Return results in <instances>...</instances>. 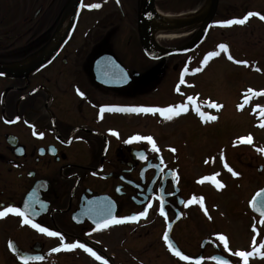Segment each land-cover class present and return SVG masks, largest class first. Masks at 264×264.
<instances>
[{"label":"flooded vegetation","instance_id":"obj_1","mask_svg":"<svg viewBox=\"0 0 264 264\" xmlns=\"http://www.w3.org/2000/svg\"><path fill=\"white\" fill-rule=\"evenodd\" d=\"M77 1L0 0V71L7 72H0V210L19 207L34 222L64 237L63 241L49 237L24 224L22 217L9 214L0 218V264H24V258L28 264H102L83 249L63 250V243L76 242L108 264H218L220 260L243 264L235 253L253 251L254 239L256 248L264 243L262 217L251 205L257 192L264 190V152H253L262 163L252 172L251 163L243 162V147L211 157L192 146L197 128L211 131L221 115L204 106L201 111L217 119L202 121L194 104L176 95L184 83L181 77L189 76L185 69L189 71L191 59L186 57L200 46L165 61L152 60L139 38L148 0H80L78 6ZM162 1L154 0L153 18L190 20L181 27H196L188 42L202 29L199 22L212 4V0ZM91 4L100 7H88ZM263 5L264 0H218L209 32L227 29L215 28L216 18L225 22L243 19L249 12L264 15L259 9ZM254 21L264 25V20L253 16L240 28L254 32L256 28L249 29ZM76 36H81V43L75 42ZM175 57L183 59L170 67ZM39 62L44 65L36 72L17 73ZM153 85L166 92L165 103L150 99ZM181 104L188 111L171 120L160 113L100 111ZM139 117L147 127L159 130L162 125V130H136ZM113 131L119 135H112ZM137 135L152 137L159 151L153 152L147 141L126 143ZM205 177H215L223 187ZM193 197V203L187 204ZM25 203L29 208H24ZM144 211L147 216L136 221L97 227L110 217ZM166 233L189 260L169 249ZM220 235L227 238V249ZM57 247L61 251H52ZM37 256L43 259L36 260ZM248 264H264V256L255 254Z\"/></svg>","mask_w":264,"mask_h":264},{"label":"rangeland","instance_id":"obj_2","mask_svg":"<svg viewBox=\"0 0 264 264\" xmlns=\"http://www.w3.org/2000/svg\"><path fill=\"white\" fill-rule=\"evenodd\" d=\"M164 1L161 3H164ZM157 8L159 15H162V8ZM259 9L264 11V5ZM175 19L183 20L181 18ZM217 19L214 24L215 28L221 26L222 23V20ZM254 23V26L249 28H256V30H253L254 32L241 29L240 25L227 26L225 31L215 29V31L209 32L199 49L186 57L191 59L188 71L189 76L184 80L182 88L176 93L177 97L181 98L182 101L184 99L187 101L188 97H193L195 104L200 105L201 109L204 106L211 108L208 106L209 103L222 105L220 109L211 108L214 113L218 111L221 113V115H218L220 117L219 122L211 126L214 136H212L210 129L208 131L204 128H197V134L199 133L197 140H194L193 137L191 138L194 141L192 146L194 148L198 146L200 155L205 156L208 154L211 157H218L226 155L225 152L230 154L233 148L243 147L241 148L243 149V162L251 163L252 168L248 171L252 172L259 163H262L255 157L253 152H256V149L259 151L264 150V126H261L264 125V115L261 114V110H264V95H254V93L264 92V25H260L256 21ZM203 24V21L199 22V27ZM179 26L156 32L153 35V45L156 48L165 50L180 46L182 43L187 44L188 39L192 37L189 33L193 32L196 27L193 26L189 29L181 30L182 26ZM220 33L223 35H220ZM250 33L254 34L250 35ZM161 35H175L178 37L175 39H163L160 38ZM180 35L182 36L180 37ZM75 42L81 43V36H76ZM93 42L89 41L88 43ZM221 44L227 45V52L220 50L219 45ZM214 51L220 54L209 58L208 63L204 64L205 57ZM229 55L232 56V60L228 59ZM181 59L183 58L175 57L170 59L169 66L171 67ZM235 61H247L248 63L245 65ZM197 68L202 70L196 72ZM176 75L179 76L178 72ZM170 76L171 71L168 72L165 80ZM157 85L152 86L155 87L153 88L155 91H151L150 99L154 102L157 101V103H165L166 92L160 89L159 86L157 87ZM249 89L253 91L249 92ZM171 91H173V88ZM241 104L244 105L243 108L239 107ZM126 119L129 122L134 121L129 117ZM135 123V129L143 133L154 131L159 133L162 130L161 128H163L162 125L157 126L159 130H154L155 126L147 127L143 117H139ZM200 134L205 135L204 139H202ZM248 136L252 137L251 143L242 139ZM260 153L262 154V151Z\"/></svg>","mask_w":264,"mask_h":264},{"label":"snow or ice","instance_id":"obj_3","mask_svg":"<svg viewBox=\"0 0 264 264\" xmlns=\"http://www.w3.org/2000/svg\"><path fill=\"white\" fill-rule=\"evenodd\" d=\"M88 7H90V8H99L100 5L99 4H91V5H88ZM253 16H258L261 20H264V15H261L260 13H256V12H249L243 19L228 20V21L222 22L221 23V26L227 27V26H232V25H242V24L246 23V21L249 19V17H253ZM219 48H220V50H222L224 52H227L228 51V47L225 44L219 45ZM219 54L220 53L219 52H216V51L210 52L208 54V56L205 57L203 63L204 64H207L209 58L216 57ZM228 59L229 60H232L233 58H232L231 55H229L228 56ZM235 62L236 63H243L245 65L248 63L247 61H235ZM201 70L202 69L197 68L195 71L196 72H199ZM187 72H188V70L185 69V74H187ZM183 82H184L183 77H181V83H183ZM248 91L249 92H252L253 90L252 89H249ZM81 95H83V94L81 93ZM254 95H264V92L254 93ZM188 101H189V103H193L194 104L195 111L200 116V118H201L202 121L207 122V121H213V120H216L217 119V117L212 116V115H207L203 111H201L200 105L195 104L193 97H188ZM245 102H247V101H245ZM208 106L211 107V108H215V109H220L222 107V105L215 104V103H209ZM243 106L244 105L241 104L239 107L240 108H243ZM100 111H101V114H103L106 111L107 112H129V113H153V114L160 113L165 119L171 120V119H173L174 116H179L181 113L187 112L188 111V106L186 104H181V105H178V106H169L167 108H149V107H129V108H122V107H108V108H102ZM261 114L264 115V110H261ZM261 126H264V125H261ZM112 135L118 136L119 134L117 132L113 131L112 132ZM40 136L42 137L43 134L41 133ZM242 139L246 140V142H248V143H251L252 142V137L251 136H248L247 138H242ZM136 141H147L152 146V151L153 152H158L159 151V149L157 148V146L155 144V141L150 136L149 137H143V136H139V135L133 136L129 140H127L126 143L131 144V143L136 142ZM172 151L174 152L175 149H172ZM260 151H264V150H260ZM142 158H144V157H142ZM225 167L228 168V171L229 172H232V174L234 176L238 175L230 167H228L227 164H225ZM175 178L178 180V177H175ZM204 179L205 180H211L212 183H214L217 186V188H222L223 187V185L218 180H216L215 177H205ZM200 182L203 183L204 181L201 180ZM260 197H264V191L257 192L256 197H254L253 200L251 201V205H252L253 209L255 211L259 212L260 216L262 217L260 223L261 224H264V203H260V204L257 203V201H258V199ZM195 199L196 198L193 197V199L192 200H189L187 202V204L193 203V201ZM40 203H41V207H43L44 206L43 203L42 202H40ZM199 203H200V206L201 207L204 206V204H203V197H201L199 199ZM150 206L151 205H149V207ZM24 208L25 209L29 208V205L27 203H25ZM160 212H161L162 215L164 214L163 206H161ZM9 214H14L16 216L22 217L23 218V221L22 222L24 224L30 225L32 228L36 229L37 231H39V232H41L43 234L48 235L49 237H59L61 241L64 240V237L59 232L51 231L47 227H43V226H41V224L34 222L33 219L30 218L29 213L26 212V211H24V210H22L19 207H5V208H3V210H0V218H4V217L8 216ZM146 216H147V212L144 211V212L139 213L138 215H133V216H130V217H124V218L110 217V218L105 219L102 222L98 223L97 224V227L99 229L108 228L111 225H116V224H122V223H125V222L136 221V220L139 219V217H146ZM169 227H171V225H169ZM253 231H256L255 227L253 228ZM218 239L221 242H223V245H224L225 249H227L228 248L227 238L224 235H220L218 237ZM164 240L167 242L169 249L171 251H173V253L176 256L180 257V259L185 260V261L189 260V257L183 255L173 245V243L169 239L167 233L164 235ZM253 245H254V249L251 252H249V251H237L235 253L236 256H238V257H240L242 259L243 264H248L249 257H251V256H253L255 254H260L261 256H264V251H261V249H264V243L260 244L259 247L256 248L255 247L256 241L254 239L253 240ZM11 246L12 245H10V247ZM62 248H63V250H67V251H71V250H74V249H77V248L83 249L85 252H87L91 256L95 257L96 260L102 261V264H108V262L106 260H103V258L101 256H99L95 251H93L91 248L87 247L83 243H79V242H76V243H63L62 244ZM52 251L59 252V251H61V248L60 247H57V248H54ZM35 259L36 260H41V259H43V257L37 256V257H35ZM24 264H28V258H24ZM196 264H200V261H196ZM218 264H228V261L227 260H220V261H218Z\"/></svg>","mask_w":264,"mask_h":264},{"label":"water","instance_id":"obj_4","mask_svg":"<svg viewBox=\"0 0 264 264\" xmlns=\"http://www.w3.org/2000/svg\"><path fill=\"white\" fill-rule=\"evenodd\" d=\"M80 0L77 1V6L79 5ZM218 0H212V4L210 7V11L207 13L205 19H203V26L202 29L193 37L192 40H190L187 44L177 47V48H172V49H163L162 50V55H158L157 52L153 49V46L151 44V39H150V26L152 22V18L154 15L155 7H154V0H148L146 4V8L144 9L143 16L140 19V26H139V38L141 45L143 47L144 52L146 55L152 59V60H162L165 61L169 57L172 56H181L188 54L195 50L198 46L202 44V42L205 40L207 33L209 31L211 22L213 20L215 10L217 7ZM74 19L73 18V25H74ZM190 23V22H188ZM99 63V61L97 62ZM104 63V62H103ZM44 65V62H39L34 66L21 69L17 73L18 74H24V73H33L36 72L38 69H40ZM160 66L154 68L152 72L148 75L149 76H154V74L158 71ZM0 72H4L5 74L7 73L5 70H2ZM264 191V190H262ZM258 204L264 203V197H260L257 201ZM257 212V211H256ZM259 213V212H258Z\"/></svg>","mask_w":264,"mask_h":264},{"label":"bare ground","instance_id":"obj_5","mask_svg":"<svg viewBox=\"0 0 264 264\" xmlns=\"http://www.w3.org/2000/svg\"><path fill=\"white\" fill-rule=\"evenodd\" d=\"M208 9L205 10V13L203 14L202 19H205L206 14H207ZM186 21L183 20H177L175 18L169 17V16H154L152 24H151V44H152V38L154 37L153 35L156 34V32H162L164 30H168L173 28H176L178 25L184 26L186 25ZM182 35H180L181 37ZM178 36L175 35H161L160 38L163 39H175ZM153 49L155 50V52L162 54V51L158 48H155V46L152 44Z\"/></svg>","mask_w":264,"mask_h":264}]
</instances>
